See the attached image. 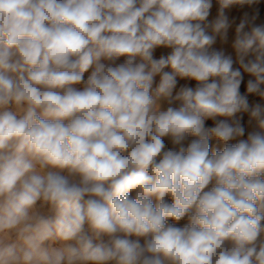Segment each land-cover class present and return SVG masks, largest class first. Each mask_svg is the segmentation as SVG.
<instances>
[{"label":"clouds","instance_id":"obj_1","mask_svg":"<svg viewBox=\"0 0 264 264\" xmlns=\"http://www.w3.org/2000/svg\"><path fill=\"white\" fill-rule=\"evenodd\" d=\"M259 2L0 0V264H264Z\"/></svg>","mask_w":264,"mask_h":264},{"label":"crops","instance_id":"obj_2","mask_svg":"<svg viewBox=\"0 0 264 264\" xmlns=\"http://www.w3.org/2000/svg\"><path fill=\"white\" fill-rule=\"evenodd\" d=\"M216 11H217V7L215 5V0H214V6H213V9H212V15L215 16L216 14ZM249 12L250 14L254 11H258L259 13V16H258V20H257V23H264V0H260L259 4L255 5L253 8H248L247 6H245L244 8H239V7H233L229 12V17L230 18H235L236 22L238 23L239 22V19L241 18V16L243 15L244 12ZM87 76V74H86ZM158 79V78H157ZM248 79V77H245V80ZM241 91H245V86L242 85V88H241ZM249 100H250V103H262L264 104V101H261L258 97H254V96H249ZM248 121V116L247 114H244V126H245V129H246V134L248 131H251L252 130V126L249 125L247 123ZM211 123V122H209ZM167 142V141H166ZM215 143V142H214ZM170 146V145H168Z\"/></svg>","mask_w":264,"mask_h":264},{"label":"rangeland","instance_id":"obj_3","mask_svg":"<svg viewBox=\"0 0 264 264\" xmlns=\"http://www.w3.org/2000/svg\"><path fill=\"white\" fill-rule=\"evenodd\" d=\"M80 87H82V86H80ZM166 146H168L167 142H166ZM168 147H170V146H168ZM184 222H185V221H182L181 224H183Z\"/></svg>","mask_w":264,"mask_h":264}]
</instances>
